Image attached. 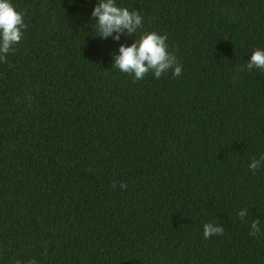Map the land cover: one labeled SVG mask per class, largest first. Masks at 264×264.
<instances>
[{
	"label": "trees",
	"instance_id": "trees-1",
	"mask_svg": "<svg viewBox=\"0 0 264 264\" xmlns=\"http://www.w3.org/2000/svg\"><path fill=\"white\" fill-rule=\"evenodd\" d=\"M9 3L26 28L0 61V264H264V71L246 69L264 0H115L142 17L119 40L99 0ZM151 32L180 76L113 67Z\"/></svg>",
	"mask_w": 264,
	"mask_h": 264
},
{
	"label": "clouds",
	"instance_id": "clouds-1",
	"mask_svg": "<svg viewBox=\"0 0 264 264\" xmlns=\"http://www.w3.org/2000/svg\"><path fill=\"white\" fill-rule=\"evenodd\" d=\"M91 15L96 18L94 27L101 37H107L116 32L114 39L119 40L124 30H127L128 35H132L142 26V17L138 12L118 7L115 0H99ZM25 28L23 14L14 10L9 0H0V61H5L3 53L14 50L13 46L20 42L23 36L22 30ZM166 40V36L156 32L143 33L130 46H120L119 55L114 57L113 67L125 74L134 73L135 80L143 79L149 72H153L155 77L159 78L169 70H172L174 77L180 76L181 66L176 56L167 51ZM254 68L264 71V50H254L250 60L247 61L246 69L251 72ZM258 163L259 161H253L248 166L249 169L255 170ZM125 187V184H120L121 189ZM246 214V211L238 213L240 218ZM258 224V219L251 222L250 235L253 237H257L261 232ZM223 231L222 226L208 223L204 225L203 236L209 239L213 235H222ZM16 264L21 262L17 261ZM28 264H36V262L31 260Z\"/></svg>",
	"mask_w": 264,
	"mask_h": 264
}]
</instances>
